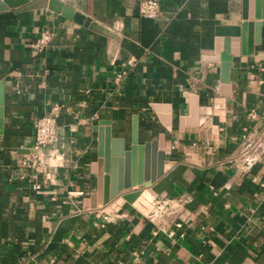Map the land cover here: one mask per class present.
Masks as SVG:
<instances>
[{
  "label": "crops",
  "instance_id": "1",
  "mask_svg": "<svg viewBox=\"0 0 264 264\" xmlns=\"http://www.w3.org/2000/svg\"><path fill=\"white\" fill-rule=\"evenodd\" d=\"M32 1L0 10V264H264V19L253 53L233 56L226 94L215 28L241 20L242 0H159L154 18L137 0H59L116 39L24 8ZM43 31L50 41L36 49ZM191 94L198 123L180 128ZM52 112L54 141L37 166L21 165L36 120ZM134 116L139 143L164 136L163 174L140 200L85 208L99 122L129 149ZM246 141L261 151L248 168Z\"/></svg>",
  "mask_w": 264,
  "mask_h": 264
},
{
  "label": "water",
  "instance_id": "2",
  "mask_svg": "<svg viewBox=\"0 0 264 264\" xmlns=\"http://www.w3.org/2000/svg\"><path fill=\"white\" fill-rule=\"evenodd\" d=\"M29 0H0V10L16 7ZM48 7L61 15L81 22L89 29L116 39V34L102 24L87 17H81L73 8L59 0H34L24 8ZM264 19V0H242L241 20H223L215 28L214 50L220 60V90L229 94V71L233 56L253 53L254 42L259 41V21ZM255 27V34L252 32ZM4 82L0 81V135L3 133ZM163 125L171 130V118L165 113H157ZM198 123V98L190 95L189 113L180 119L181 126ZM107 121H100L97 145V185L96 190L83 199L85 208H97L119 196L133 203L140 200L142 187H148L162 174L164 167V136L159 135L144 143L138 142L137 117L131 127V145L124 149L122 138H112ZM107 125V126H106ZM139 187V188H138ZM131 189V190H130Z\"/></svg>",
  "mask_w": 264,
  "mask_h": 264
},
{
  "label": "built area",
  "instance_id": "3",
  "mask_svg": "<svg viewBox=\"0 0 264 264\" xmlns=\"http://www.w3.org/2000/svg\"><path fill=\"white\" fill-rule=\"evenodd\" d=\"M137 9L139 14L145 18H154L160 12V2L159 0H137ZM50 33L48 31L41 32L40 36L37 38L36 42L34 43V47L36 49H43L45 48L49 41H50ZM135 59H129L127 61V67L123 68L115 75V81H120V79L127 74V69L131 67L134 63ZM58 106L53 107V110L56 111ZM56 125H57V117L56 113H48L41 115L35 122L34 128V141L32 145V152L33 154L27 158L21 160V165H30V166H37L41 159V152L42 148L47 145L51 144L56 136ZM245 149L243 155L245 167L253 166L261 156V151L256 150L253 147L251 141H246ZM249 150L251 152L249 153ZM35 189H39L40 185L35 184Z\"/></svg>",
  "mask_w": 264,
  "mask_h": 264
}]
</instances>
